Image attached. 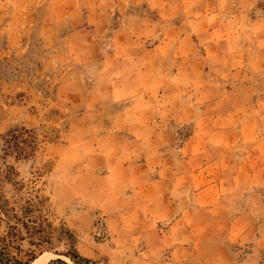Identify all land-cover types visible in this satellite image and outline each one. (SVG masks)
<instances>
[{
    "label": "rangeland",
    "instance_id": "obj_1",
    "mask_svg": "<svg viewBox=\"0 0 264 264\" xmlns=\"http://www.w3.org/2000/svg\"><path fill=\"white\" fill-rule=\"evenodd\" d=\"M203 3L0 0V237L20 238L0 252L30 264H264L260 137L231 132L256 121L227 115L240 106L223 86L216 104L198 93L226 81L227 40Z\"/></svg>",
    "mask_w": 264,
    "mask_h": 264
},
{
    "label": "crops",
    "instance_id": "obj_2",
    "mask_svg": "<svg viewBox=\"0 0 264 264\" xmlns=\"http://www.w3.org/2000/svg\"><path fill=\"white\" fill-rule=\"evenodd\" d=\"M207 1L209 3L203 4L207 8L210 6L207 17L208 23H210L209 31L219 29V32L223 34L222 39L227 40V46L224 50L226 63L219 67L220 71L224 72L226 81L210 80L207 83V88L203 92L198 90L200 91L198 93L208 94L209 103L216 104L218 97H221L218 89L223 86L226 92L225 95L231 97L232 102L240 106L227 109V115L235 119L236 114L242 113L247 120L256 121L251 127L246 126L239 130H231L233 134L237 131L244 142L251 140L253 137L255 138V136L260 137L257 138L259 139L257 141L260 142L255 145L254 153L249 152L244 154V157H239L238 162H241L239 167L242 165L240 171L241 173L244 171L243 174H245L253 168L250 167L252 166L249 160L250 153H253L252 158L257 157V159L260 158L264 161V6L260 8V3H258L260 0ZM163 4L165 5V3ZM210 52V54H213V50H210ZM190 67L193 72L195 70H198L197 72L201 71L199 60H194ZM180 80L178 79V83L172 86L176 89L184 88V81ZM192 83L197 84L199 81L193 79ZM217 117V111H214V115L209 119L213 121ZM215 130L213 128L203 132L204 134H211L214 131L213 133L216 134L217 131ZM196 132L199 135L202 134L201 129ZM182 177L178 176L177 179ZM195 179L199 180V176L196 174H194L192 181H195ZM161 193V199H169L166 192L162 191ZM154 227L152 226L151 231L148 230V236H153ZM172 227L174 226L171 225ZM155 229L159 232L163 231L157 225ZM159 237L162 241V236ZM174 242V247H183V243L178 237ZM150 243L152 244V241Z\"/></svg>",
    "mask_w": 264,
    "mask_h": 264
},
{
    "label": "trees",
    "instance_id": "obj_3",
    "mask_svg": "<svg viewBox=\"0 0 264 264\" xmlns=\"http://www.w3.org/2000/svg\"><path fill=\"white\" fill-rule=\"evenodd\" d=\"M25 234H27L28 236L32 235V233L28 230L25 231ZM18 239H20L18 231H8L4 236L0 237V249L5 250L7 246L15 243ZM38 242H43V240L40 239ZM44 242H46V240ZM33 259V257H30L29 259L23 261L22 259L16 257H8V255L4 252H0V264H30Z\"/></svg>",
    "mask_w": 264,
    "mask_h": 264
}]
</instances>
